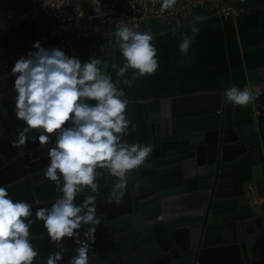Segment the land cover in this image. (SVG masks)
Returning <instances> with one entry per match:
<instances>
[{"label":"water","instance_id":"water-1","mask_svg":"<svg viewBox=\"0 0 264 264\" xmlns=\"http://www.w3.org/2000/svg\"><path fill=\"white\" fill-rule=\"evenodd\" d=\"M246 5L261 6L264 0ZM26 7L27 0H0V13ZM84 10L97 56L95 39L100 38ZM178 28L157 26L154 31ZM247 77L245 88L260 94L244 106L228 102L225 93L128 103L124 141L151 145L153 151L129 174L118 204L107 202L116 182H108L107 169L98 170L99 224L90 241L89 264H264V203L254 204L264 199V65ZM24 127L15 116L14 85L8 86L0 92V186L14 202L33 207L30 236L39 250L33 264H46L61 248V264H69L78 245L65 238L59 247L50 242L47 248L43 224L34 215L61 195L44 175L46 168L37 169L42 161L48 166L55 134L40 145L39 132L33 130L21 144L18 133ZM85 192L76 204L91 194ZM87 227L81 228V239Z\"/></svg>","mask_w":264,"mask_h":264},{"label":"clouds","instance_id":"clouds-1","mask_svg":"<svg viewBox=\"0 0 264 264\" xmlns=\"http://www.w3.org/2000/svg\"><path fill=\"white\" fill-rule=\"evenodd\" d=\"M176 0H163L161 11L172 8ZM197 19H200L199 17ZM138 25H121L116 42L124 58L116 69V80L100 67L101 61L91 58L81 62L69 57L62 49H45L40 42L27 57L21 56L11 69L15 75V116L25 127L19 130L21 144L28 133L39 132L40 145L53 140L49 148V163L44 171L48 180L55 182L61 195L51 207L38 208L35 221L42 222L50 242L59 247L65 238L78 245L69 264H89L90 241L95 240L99 224L95 193L101 172L107 169L118 178L107 198L108 203H120L129 174L145 163L152 153L151 145L123 141L130 121L125 112L121 83L132 86L134 79L154 74L159 68L154 37L148 31H138ZM193 32H199L195 26ZM192 39L185 36L180 51L188 53ZM129 69L132 79L125 78ZM260 93L232 86L225 90L226 100L235 105L251 103ZM94 102V103H91ZM83 195L82 203L75 199ZM33 207L27 201H13L4 186H0V264H33L39 250L33 245L30 228ZM87 230L81 239L80 230ZM65 249L61 248L46 258V264H61Z\"/></svg>","mask_w":264,"mask_h":264},{"label":"crops","instance_id":"crops-1","mask_svg":"<svg viewBox=\"0 0 264 264\" xmlns=\"http://www.w3.org/2000/svg\"><path fill=\"white\" fill-rule=\"evenodd\" d=\"M194 26L199 32L192 31ZM185 36L192 39L186 55L179 48ZM32 40L27 31L18 29L1 39L0 54L25 48ZM152 43L157 48V71L143 76L139 85L136 82L130 87L118 85L124 90L123 98L128 103L225 93L232 86L243 89L248 85V72L264 65V5L251 7L249 13L235 20L200 18L178 29L157 33ZM111 65L107 74L115 81L116 69ZM125 78H129L127 74ZM127 135L123 136V141ZM45 168L42 161L37 169ZM117 179L108 171V182H117ZM257 203L263 205L264 199H258ZM49 243L46 237L44 245L47 248Z\"/></svg>","mask_w":264,"mask_h":264},{"label":"built area","instance_id":"built-area-1","mask_svg":"<svg viewBox=\"0 0 264 264\" xmlns=\"http://www.w3.org/2000/svg\"><path fill=\"white\" fill-rule=\"evenodd\" d=\"M252 0H176L175 5L161 11L163 0H27L24 11L0 13V40L18 29H24L32 37L25 48L13 49L0 54V92L14 85L11 72L15 62L27 57L40 42L45 49H62L69 57L81 62L95 55L92 38L85 21V10L95 34L103 41L99 53L115 52L119 48L115 33L121 25H138V31H148L153 37L154 27H182L191 17L235 20L249 13L246 4ZM153 23V27L147 24ZM257 203L254 201V204Z\"/></svg>","mask_w":264,"mask_h":264},{"label":"rangeland","instance_id":"rangeland-1","mask_svg":"<svg viewBox=\"0 0 264 264\" xmlns=\"http://www.w3.org/2000/svg\"><path fill=\"white\" fill-rule=\"evenodd\" d=\"M147 26L153 27L154 24L153 23H149V24H147ZM98 55L96 56V54H95L91 58H97V59H99L102 62L101 65H100V67L106 73L108 71L109 64H116L119 67V66H122L123 63H124V58L121 55L119 49L117 51L113 52V53L112 52H108V54L107 53H103V54H100L99 56ZM133 71L134 70L129 69V71L126 73L130 79H132V73H133ZM115 73H116V71H115ZM141 80H142V77H140L138 79H134V82H136L139 85V83H140ZM135 88H138V86H135Z\"/></svg>","mask_w":264,"mask_h":264},{"label":"trees","instance_id":"trees-1","mask_svg":"<svg viewBox=\"0 0 264 264\" xmlns=\"http://www.w3.org/2000/svg\"><path fill=\"white\" fill-rule=\"evenodd\" d=\"M95 40L98 42L99 45H103V44H104L103 41H102L101 39H97V38H96Z\"/></svg>","mask_w":264,"mask_h":264}]
</instances>
